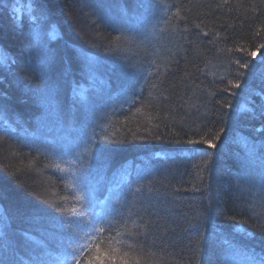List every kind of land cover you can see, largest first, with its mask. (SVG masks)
I'll return each instance as SVG.
<instances>
[{"label": "trees", "instance_id": "trees-1", "mask_svg": "<svg viewBox=\"0 0 264 264\" xmlns=\"http://www.w3.org/2000/svg\"><path fill=\"white\" fill-rule=\"evenodd\" d=\"M5 1L16 11L0 6L4 264H61L57 209L70 210L85 184L101 200L116 183L112 230L94 241L115 264L264 257V160L246 163L236 136L264 141V120L251 117L264 104V0H47L46 19L34 0ZM220 129L215 148L187 143ZM96 135L115 141L103 156ZM58 157L74 163L69 175L54 170ZM125 220L132 235L118 237ZM221 237L239 254L226 259Z\"/></svg>", "mask_w": 264, "mask_h": 264}, {"label": "snow or ice", "instance_id": "snow-or-ice-1", "mask_svg": "<svg viewBox=\"0 0 264 264\" xmlns=\"http://www.w3.org/2000/svg\"><path fill=\"white\" fill-rule=\"evenodd\" d=\"M47 0H34V3L40 9L41 18L46 19L44 5ZM13 12L16 11L15 8L12 9ZM197 27H199L197 25ZM259 47V46H258ZM37 52L39 54L40 63L42 66L51 62V57L46 51L41 50L37 46ZM251 55L256 57V52H252ZM3 61L0 60V63ZM262 62H264V56H262ZM241 68H248V64H241ZM240 75H243L242 73ZM2 83V82H0ZM239 81L232 83L233 88L239 87ZM260 95V93H256ZM251 117L254 119L264 120V104L260 106L259 113L255 111L251 112ZM224 129H220L212 140L205 139L201 136L198 140H189L187 143L197 145L205 144L211 148H215L216 144L213 143L215 140H220V134L224 132ZM237 139L242 142V149L244 153V161L250 163L259 156L264 160V141L255 142L249 140L247 137H241L239 132L236 133ZM101 138H98V142L93 145V153H98L103 156L108 149V146L115 141H107L106 143L99 142ZM58 167V166H57ZM63 171V169H61ZM122 185L116 183L113 188L109 189V195H106L104 199L97 200L95 196V190L88 187L86 184L82 186V192L75 197V203L72 205L71 209L58 208L57 212L60 213V218H58V223L60 228L63 230V235L60 240L62 251V257H60L61 264H115L116 258L110 256L109 253L102 251L100 244H94V241L103 236L105 232L111 231L113 226V216L116 213V207L114 203H111V195L113 193L118 195L117 190ZM4 195L3 191L0 190V197ZM91 208V210H87ZM68 211L71 212V216L65 215ZM130 219V217H129ZM4 218L0 217V222H3ZM128 221L125 220L123 224L119 227L125 228V232H117L118 237L132 235L130 231L127 230L126 225ZM75 225V227H74ZM135 225V222H133ZM87 228L88 231L83 229ZM28 237V233L24 234ZM215 236L216 233H213ZM84 240V243H81ZM221 244L224 246V255L226 259H230L239 254V250L234 246V244L226 239L220 238ZM120 243L121 241H116ZM7 241L5 234L0 232V249L7 247ZM93 247H95V253H93ZM250 264H264V257L256 259L254 254L248 256ZM22 261V258H21ZM0 264H4L3 260H0ZM26 264V262H22Z\"/></svg>", "mask_w": 264, "mask_h": 264}, {"label": "bare ground", "instance_id": "bare-ground-1", "mask_svg": "<svg viewBox=\"0 0 264 264\" xmlns=\"http://www.w3.org/2000/svg\"><path fill=\"white\" fill-rule=\"evenodd\" d=\"M152 12L151 13H153L150 17H152V16H157V14H158V11H157V13H156V10L155 9H153V10H151ZM155 16V17H156ZM154 17V18H155ZM121 32H123L124 34H126L131 40H133V41H135L136 42V46L139 48V49H141V48H143V49H145V51H150V42L146 39V38H144L143 36H141V35H137V34H134V33H132L131 32V30H130V28H125V29H122V27H120V29H119ZM147 47V48H146ZM137 66H139V65H137ZM263 72V73H262ZM262 75H264V70H262ZM134 73L135 72H133V71H130L129 72V77L130 78H128V72H125L121 77H119V80L121 81V83H125V82H128L129 80L131 81L132 79H131V77H133L134 76ZM82 77L84 78V79H88L89 78V75H88V73H86V71L85 70H82ZM119 87L121 88V92H126L125 91V86L124 85H121V84H119ZM139 89H140V87H138ZM92 98V97H91ZM99 103L102 107H104V99H100V98H98V97H96L95 98V100H94V110H95V112H99L100 111V109L95 105L96 103Z\"/></svg>", "mask_w": 264, "mask_h": 264}, {"label": "rangeland", "instance_id": "rangeland-1", "mask_svg": "<svg viewBox=\"0 0 264 264\" xmlns=\"http://www.w3.org/2000/svg\"><path fill=\"white\" fill-rule=\"evenodd\" d=\"M13 3L10 1V2H8V1H5L4 2V4H3V2L2 3H0V6L2 5V7L5 5V6H8L9 8H12V5ZM13 9V8H12ZM72 33V32H71ZM56 34V35H55ZM54 35H51L52 37H53V40L54 41H56V40H61L60 38H59V36H60V33L58 32H56ZM69 33H67V35H68ZM69 36V35H68ZM40 42V41H39ZM62 62H63V58H62V60H61V64H62ZM60 63V62H59ZM58 63V64H59ZM63 77H65V73H62V78ZM57 81H58V83L61 85V83H62V80H61V77L60 76H58V79H57ZM32 89H34V88H32ZM245 102H246V100H245ZM248 109V107H247V105L243 102V103H240V105H239V111H240V113L244 110H247ZM264 130V129H263ZM107 135V134H106ZM98 139V135H96L95 136V138H94V142H95V140H97ZM58 160L55 162V165L53 166L54 167V170H56V171H58L60 174H64V175H69L71 172H69L71 169V167L74 165V163H71L70 162V160H66V159H62L61 157H58L57 158ZM254 160H256L258 163H261V161H259L258 160V158H256V159H254ZM58 166V167H57ZM61 169H63V171H61ZM123 171H127V170H125V169H123L121 172H117L118 173V177L117 178H121V177H123V176H125L126 175V173L125 172H123ZM116 174V173H115ZM13 216H15V215H13ZM213 246H215V244H212V246L210 247V249H212V247ZM210 253H213V251H210Z\"/></svg>", "mask_w": 264, "mask_h": 264}]
</instances>
